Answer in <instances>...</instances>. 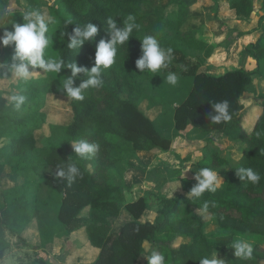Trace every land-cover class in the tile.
I'll use <instances>...</instances> for the list:
<instances>
[{
	"label": "trees",
	"instance_id": "1",
	"mask_svg": "<svg viewBox=\"0 0 264 264\" xmlns=\"http://www.w3.org/2000/svg\"><path fill=\"white\" fill-rule=\"evenodd\" d=\"M24 1L52 21L46 33L52 39V45L45 50V55L61 59L65 65L77 63L89 70L94 66L98 43L102 39H111L107 31L109 18L116 20L118 27H123L128 16H134L139 29L133 30L124 45H117L114 64L101 72L102 86L86 89L82 101L71 100L72 120L54 127L44 147L11 148L3 156L0 154V162L5 159L10 164L22 166L30 160L25 170L41 171L44 184L50 189L47 199H36L29 206L27 197L17 190L0 193V258L6 250L5 237L10 225L29 220L40 208L49 213L57 210V220L69 228H86L89 241L100 249V253L94 262L85 264H137L143 254L150 256L153 252L164 256V264H199L202 258L212 259L217 253L225 256L226 264H264V244L260 242L252 247L251 259H239L234 253H228V248L242 236H247L250 242L264 238V95L260 97V111L251 127L243 125L239 116L244 109L242 97L253 79L264 78V13L257 24L260 36L252 44L256 68L231 70L219 76L193 70L189 57L179 49V45L199 49L205 51L206 56L213 52L208 43L196 37L195 30L183 29L192 20L188 4L177 3L175 19L163 17L158 21L157 40L161 48L172 49L167 72L179 73L177 76L186 80L182 85L189 87L183 99L173 107L175 128L185 130L193 125L202 131L222 132L231 141L243 142L245 147L239 164L235 166L221 155L217 145H206L198 166L220 171L224 182L215 192L205 191L195 197L189 193L198 183L196 178L184 176L186 169L173 170L170 178L182 182V194L161 199L156 217L143 220L149 208L147 198L142 196L125 203L122 189L115 183L113 174L117 171L120 177H124L127 172L124 153L129 148L166 152L172 143L140 108L148 91L155 90L157 84V73L147 70L141 73L136 64L143 55L141 40L144 37L140 23L144 19V0H58L52 7H43L41 0ZM214 2L218 8L224 4L227 11L235 10L241 18L250 17L255 8L254 0ZM262 2L264 10V0ZM69 20L71 24L67 23ZM88 23L99 28L95 39L86 41L80 49L68 48V37H61V34L72 33L75 27L83 29ZM53 75L63 83L71 75V69L64 68ZM84 79L87 76L80 73L74 79V86H79ZM35 90L33 86L23 92L0 90V139L8 137L15 142L23 138L20 131L26 125L27 115L14 108L10 96L22 94L26 104L33 100ZM224 101L228 102L231 119L212 123L210 117L215 114L212 104ZM80 140L98 145L95 154L87 159L78 157L71 143ZM70 153H74L75 158L69 156ZM72 163L80 175L69 183L66 177H58L57 173L60 169L66 171ZM50 168L56 173H49ZM240 168L252 169L260 176L259 182L242 181L236 173ZM206 202L208 207L205 210ZM212 216L217 226L214 234L207 231ZM122 217L125 218L122 226L115 230ZM179 237L189 238V241L177 244ZM146 242L152 244L148 251Z\"/></svg>",
	"mask_w": 264,
	"mask_h": 264
},
{
	"label": "rangeland",
	"instance_id": "2",
	"mask_svg": "<svg viewBox=\"0 0 264 264\" xmlns=\"http://www.w3.org/2000/svg\"><path fill=\"white\" fill-rule=\"evenodd\" d=\"M57 1L41 0V5L52 7L57 5ZM179 2H185L191 7L192 20H189L183 29L195 30L196 37L213 48L212 54L206 56L205 51L179 45V49L189 57L193 70L219 76L231 70L256 68L252 44L260 35L257 24L260 15L264 13L262 0H254L255 8L252 15L244 18L239 17L235 10L227 11L224 4L218 8L214 0H144L142 6L144 19L140 23L143 37L152 35L157 39L158 21L163 17L175 19ZM31 11L38 10L30 8L24 0H0V36L5 29L14 30L13 24L26 22L23 17ZM45 16H48V13ZM14 47V44L4 46L0 43V63L6 65L12 63ZM167 69L161 68L157 73L156 88L148 91L140 103V108L155 121L159 132L171 139L170 150L146 152L133 151L129 148L124 153V164L127 169L124 177H120L117 171L113 174L115 183L122 189L125 203L142 196L147 198L149 208L143 220H153L156 217L161 199L176 198L182 194V182L170 178L173 170L186 169L188 171L184 172V176L196 178V174L201 170L198 164L203 158L206 145H217L221 155L235 166L239 164L245 147L243 142L231 141L222 132L202 131L193 125L185 130L176 129L173 107L178 100L183 99L189 87L182 85L186 84V80L177 76L179 73H174L178 78L177 84H169L167 76L170 72H167ZM6 71L7 67L0 69V90L23 92L33 86L36 92L33 100L21 109L27 115L26 125L20 131L23 138L15 142L8 137L1 138L2 156L11 148L24 150L44 147L54 127L68 124L74 115L71 100L61 89L63 83L58 82L53 73L30 67V71L35 72L27 82H23L14 78L11 73L4 76L2 73ZM262 95L264 78L255 77L241 100L244 109L239 116L246 127H251L256 121ZM111 138L116 139L115 136ZM69 156L75 158L74 153H70ZM29 163L30 160H27L22 167L18 163L10 164L5 159L0 162V193L8 189L17 190L27 197L28 206L36 199H47L50 194L41 171L25 170ZM48 171L56 173L52 168ZM213 171L219 174L221 185L224 182L222 173ZM26 214L29 215L30 212L27 211ZM124 220V217L118 219L115 230L120 229ZM216 229L217 226L213 224L207 227V231L213 234ZM5 241L6 250L0 258V264H85L94 262L100 253V249L99 251L95 249L89 241L86 228L65 226L57 220V210L49 213L39 208L33 212L29 220L12 223L6 231ZM239 241L251 247L259 242L264 244V238L250 242L247 236H242ZM178 242L180 239L175 243ZM151 247L150 242L145 243L146 251ZM228 253H235V249L230 246ZM145 256L146 253L137 264H144V260L147 259ZM214 257L225 259L221 253L215 254L212 258Z\"/></svg>",
	"mask_w": 264,
	"mask_h": 264
},
{
	"label": "clouds",
	"instance_id": "3",
	"mask_svg": "<svg viewBox=\"0 0 264 264\" xmlns=\"http://www.w3.org/2000/svg\"><path fill=\"white\" fill-rule=\"evenodd\" d=\"M23 20V24L15 23L12 25L14 30L5 29L3 35L0 36V43L4 46L14 44V54L12 63H0V69L7 67V71L3 72L4 76L11 75L23 82H27L33 75L32 69H42L46 73H60L62 69H71V75L63 81L62 90L66 93L69 100L82 101L84 91L90 87L99 88L102 86L101 72L103 69L110 68L114 62L117 52V45H124L132 36L134 29H139V25L135 23V17L129 15L124 22L123 27H118L116 20L108 19V32L111 36L109 41L100 40L97 45L95 64L89 70L86 67L78 66L77 63L64 64L61 59L46 58L45 50L52 45V39L46 35L49 31V24L52 22L46 19L38 11L28 12ZM71 24V21H67ZM99 28L93 23H88L84 28L75 27L72 33L64 32L61 37H68L67 47L70 49L81 48L86 41H93L98 34ZM142 43V58L138 59L137 68L143 73L147 70L150 73H158L161 68H166L172 60V49L167 50L161 48L159 41L152 35H146L141 40ZM16 61H19L17 63ZM80 73H85L87 79L82 80L79 86H74V79ZM167 82L176 85L178 78L174 73H169ZM25 96L19 93H13L10 96V101L16 110L22 109L25 105ZM213 113L211 114L212 123H220L221 121H229L231 116L228 112V102H220L212 104ZM74 146V151L78 157L87 159L94 155L98 149V145L89 143L86 140H80L76 143H71ZM239 178L244 181L247 179L253 184L260 180V176L252 169L240 168L236 171ZM58 177H66L69 183L73 182L80 175L79 169L74 163L69 164L67 170L60 169L57 173ZM198 183L191 189L189 195L199 197L205 191L215 192L220 184L219 174L209 168H203L199 174H196ZM208 207L207 202L204 204V209ZM235 249V256L239 259L248 260L252 258L253 249L251 245L237 241L232 246ZM148 264H164L165 258L158 252H153L150 256H145ZM199 264H224L223 259L214 257L212 259L202 258Z\"/></svg>",
	"mask_w": 264,
	"mask_h": 264
},
{
	"label": "crops",
	"instance_id": "4",
	"mask_svg": "<svg viewBox=\"0 0 264 264\" xmlns=\"http://www.w3.org/2000/svg\"><path fill=\"white\" fill-rule=\"evenodd\" d=\"M231 11V10H230ZM260 36V35H259ZM210 222H211V224H213V225H216V222H215V217L214 216H212L211 217V219H210ZM217 230V229H216ZM180 239V242H178V243H181V242H188L189 241V238H186V237H179L177 240H179ZM95 249H96V247H95ZM98 249V248H97ZM98 251H99V249H98ZM147 255V254H146ZM148 256V255H147ZM146 260L147 259H145L144 260V264H146Z\"/></svg>",
	"mask_w": 264,
	"mask_h": 264
}]
</instances>
